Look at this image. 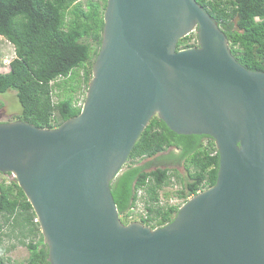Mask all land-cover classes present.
I'll list each match as a JSON object with an SVG mask.
<instances>
[{"label": "water", "instance_id": "water-1", "mask_svg": "<svg viewBox=\"0 0 264 264\" xmlns=\"http://www.w3.org/2000/svg\"><path fill=\"white\" fill-rule=\"evenodd\" d=\"M104 21L78 116L0 123V173L31 203L50 264H264V72L196 0H107ZM194 30L197 47L178 50ZM156 116L214 139L220 163L213 187L151 229L122 221L111 185Z\"/></svg>", "mask_w": 264, "mask_h": 264}, {"label": "trees", "instance_id": "trees-1", "mask_svg": "<svg viewBox=\"0 0 264 264\" xmlns=\"http://www.w3.org/2000/svg\"><path fill=\"white\" fill-rule=\"evenodd\" d=\"M196 1L221 29H228L237 61L250 71L264 72V0ZM106 6L107 0H89L86 8L80 0H0V37L13 45L16 55L8 72L0 73V94L16 92L23 109L17 120L53 129L81 113L80 97L89 88L102 46ZM197 45L198 35L191 34L179 41L177 49ZM169 148L178 149L180 155L162 156ZM143 160L148 161L140 164ZM164 161H185L186 176ZM219 163L214 139L178 135L154 117L112 182L120 217L128 222L143 191L149 197L144 199L147 216L141 223L151 229L172 223L180 206L161 204L160 190L180 178L184 186L176 194L185 203L216 184ZM35 219L17 180L0 179V264H11L6 256L15 247H6L5 238H16L28 249V264H50L49 248Z\"/></svg>", "mask_w": 264, "mask_h": 264}, {"label": "rangeland", "instance_id": "rangeland-1", "mask_svg": "<svg viewBox=\"0 0 264 264\" xmlns=\"http://www.w3.org/2000/svg\"><path fill=\"white\" fill-rule=\"evenodd\" d=\"M80 1L83 3L84 8H86L87 1L89 0H80ZM6 57L10 59L11 57H15V49L13 45L10 44L5 38L0 37V73H5V72H8L9 70V67L5 66L3 63V60ZM81 74L83 75V70H81ZM87 92H88V89H86L84 91V94L81 95L80 97V99L82 100L80 103H82V105H84V102L86 100ZM55 100H57V98H55ZM22 110H23L22 105L15 91L11 90V91H8L7 93L0 94V123L6 124V123L18 121L16 117L22 113ZM147 161L148 160H143L140 164H145ZM179 172L181 174V177L186 176L185 166H181L179 169ZM0 178L8 182L15 179L13 175L11 176L1 175ZM183 186L184 184L180 178L178 179L176 177L175 179L173 178L172 184L170 186L165 187L162 190H160L159 194L161 197V201H160L161 204L163 205H167V204L174 205L175 204V205H179L181 208L186 202L184 203L182 199H179L176 193L180 191L183 188ZM138 196H139V200L136 206L134 207L133 216L136 217V220L139 223H141V218L147 216L144 199L145 197L148 198L149 196L143 191H140L138 193ZM152 223L154 224L156 222H152ZM157 228H161V227H157ZM38 238L36 239V241L38 240ZM4 245L6 247H11L13 245L15 246L6 256L7 258L11 260V264H28L27 261L29 259L30 253L25 246L19 244L18 239L5 238Z\"/></svg>", "mask_w": 264, "mask_h": 264}, {"label": "flooded vegetation", "instance_id": "flooded-vegetation-1", "mask_svg": "<svg viewBox=\"0 0 264 264\" xmlns=\"http://www.w3.org/2000/svg\"><path fill=\"white\" fill-rule=\"evenodd\" d=\"M220 27V26H219ZM221 28V27H220ZM222 29L224 30V32L225 31H227L228 32V29L226 28V27H222ZM232 30H237V26H236V24L232 27ZM225 34H226V32H225ZM171 154H174V155H176V157L177 156H179L180 155V151L178 150V149H176V148H169L167 151H165V152H163L161 155L162 156H170ZM184 164H185V161H182L181 163L180 162H178V161H173L172 163H170V164H166L165 163V161H164V165L166 166H169V167H171V169H173V170H177V171H179V169H180V167L181 166H184ZM4 175H6V176H9L10 174H4Z\"/></svg>", "mask_w": 264, "mask_h": 264}, {"label": "built area", "instance_id": "built-area-1", "mask_svg": "<svg viewBox=\"0 0 264 264\" xmlns=\"http://www.w3.org/2000/svg\"><path fill=\"white\" fill-rule=\"evenodd\" d=\"M189 35H191V34H189ZM15 56H16V55H15ZM14 58H15V57H11V59H10V58H7V57H6V58L3 60L4 65L9 67L10 64H11V62H12V60H13ZM133 210H134V209H133ZM131 213H132V215H131V217L128 219L127 224H128V223H132V222L137 221V220H136V217L133 216V211H132ZM35 222H37V223L39 222V221H38V218L35 219Z\"/></svg>", "mask_w": 264, "mask_h": 264}, {"label": "clouds", "instance_id": "clouds-1", "mask_svg": "<svg viewBox=\"0 0 264 264\" xmlns=\"http://www.w3.org/2000/svg\"><path fill=\"white\" fill-rule=\"evenodd\" d=\"M218 23V22H217ZM219 25V24H218ZM220 28V27H219ZM221 29V28H220ZM222 30V29H221ZM223 31V30H222ZM225 33V32H224ZM191 34H197V30H194ZM189 36V35H188ZM229 41V40H228ZM197 47V46H196ZM229 47H230V45H229ZM191 48H194V47H191ZM181 50H183V49H181ZM1 174V173H0ZM10 174V173H9ZM2 175H4V174H2ZM12 175V174H11ZM10 175V176H11ZM1 179V178H0ZM121 219H122V217H121ZM135 222H138V221H135ZM125 224H127V223H125Z\"/></svg>", "mask_w": 264, "mask_h": 264}, {"label": "bare ground", "instance_id": "bare-ground-1", "mask_svg": "<svg viewBox=\"0 0 264 264\" xmlns=\"http://www.w3.org/2000/svg\"><path fill=\"white\" fill-rule=\"evenodd\" d=\"M203 191V190H202Z\"/></svg>", "mask_w": 264, "mask_h": 264}]
</instances>
